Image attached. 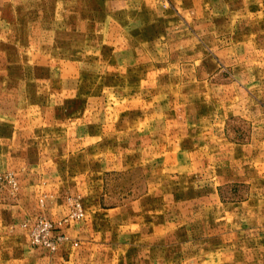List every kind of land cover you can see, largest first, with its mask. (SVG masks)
Wrapping results in <instances>:
<instances>
[{
    "label": "rangeland",
    "instance_id": "obj_1",
    "mask_svg": "<svg viewBox=\"0 0 264 264\" xmlns=\"http://www.w3.org/2000/svg\"><path fill=\"white\" fill-rule=\"evenodd\" d=\"M0 264H264V0H0Z\"/></svg>",
    "mask_w": 264,
    "mask_h": 264
}]
</instances>
